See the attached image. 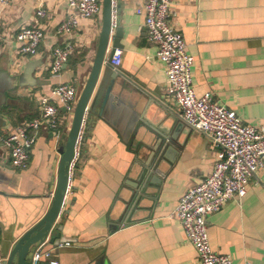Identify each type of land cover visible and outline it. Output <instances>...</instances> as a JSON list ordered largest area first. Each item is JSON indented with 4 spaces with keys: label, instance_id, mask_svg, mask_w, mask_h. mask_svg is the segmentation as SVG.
Instances as JSON below:
<instances>
[{
    "label": "crops",
    "instance_id": "0c3cea01",
    "mask_svg": "<svg viewBox=\"0 0 264 264\" xmlns=\"http://www.w3.org/2000/svg\"><path fill=\"white\" fill-rule=\"evenodd\" d=\"M119 3V68L133 84L122 93L112 92L102 109L107 89L99 94V88L113 31L85 113L74 194L54 225L61 226L71 244L53 249L52 259L58 264H201L196 247L172 215L184 192L213 171L218 150L181 119L179 105L166 92L165 65L157 44L147 37L145 14L138 12L144 0ZM41 4L48 11L44 18L36 16ZM172 10L171 24L196 58V95L211 93L245 124L264 128V0H175ZM72 11L68 0L0 2V134L38 117L40 96L51 95L54 86L74 83L82 92L98 52L103 16L81 20L71 37L75 52L53 74V49L62 43L56 29ZM25 25L41 26L46 33L35 56L19 51L16 35ZM53 102L64 118L59 137L43 125L27 168L13 166L8 150L0 146V261L51 207L60 150L72 124V114L60 100ZM149 157L156 158L158 167L144 178ZM143 181L149 192L138 201L135 193ZM208 225L216 252L236 264H264V166L246 195H235L210 214Z\"/></svg>",
    "mask_w": 264,
    "mask_h": 264
},
{
    "label": "built area",
    "instance_id": "2783aa9c",
    "mask_svg": "<svg viewBox=\"0 0 264 264\" xmlns=\"http://www.w3.org/2000/svg\"><path fill=\"white\" fill-rule=\"evenodd\" d=\"M13 0H0L8 3ZM73 11L57 27L56 34L62 43L55 46L50 63L53 74L60 73L76 50L71 41L72 34L80 26L82 19L103 16V0H68ZM120 0H111V31L119 25ZM175 0H144L139 13L145 14L147 37L158 46L157 56L164 63L167 73L168 95L180 108L181 119L191 128L206 135L218 150L213 171L201 183L189 188L181 196L173 213L182 224L187 238L196 247L201 264H236L231 256L216 252L211 245L208 216L220 210L232 197H243L247 193L251 179L264 166V128L245 124L242 117L224 104L215 100L211 93L197 96L194 89L193 66L196 61L189 53L183 34L171 24L174 16L172 5ZM48 11L43 4L36 10V16L44 18ZM43 27L25 25L16 35L20 53L35 56L45 39ZM123 51L115 49L111 64L120 66ZM74 83H60L52 88L51 95L39 98V116L20 124L11 132L0 134V146L6 148L13 166L20 169L28 167L31 148L35 145L43 125L56 130L59 137L64 123L60 108L53 102L58 98L67 113H74L80 95ZM82 128L75 146V154L68 169V183L65 200L73 196L77 164L82 153ZM70 245V242L60 246ZM53 251L37 247L33 254V264L46 258L51 264ZM3 264V261H0ZM243 264H253L246 260Z\"/></svg>",
    "mask_w": 264,
    "mask_h": 264
},
{
    "label": "water",
    "instance_id": "95a60500",
    "mask_svg": "<svg viewBox=\"0 0 264 264\" xmlns=\"http://www.w3.org/2000/svg\"><path fill=\"white\" fill-rule=\"evenodd\" d=\"M111 12V0H103V26L98 52L94 60L90 76L80 94L77 107L74 112L73 122L68 135V139L60 150L62 157L58 170L57 188L53 196L51 207L48 212L36 224L29 228L17 240L15 246L12 248L8 257L3 260V264H33V254L36 251L37 247H39L40 245L43 244L45 250H53L55 248L61 247V243H71L70 238L63 236L61 232V226L57 225L56 228H54V225L64 205L65 193L68 183L69 165L75 154L76 142L82 128L86 110L88 108L89 102L91 100L92 94L100 76L101 67L104 61L106 49L112 32ZM122 35L123 30L121 27H118L115 30L114 45L109 56V61L107 63L108 69H106L104 73L101 87L99 88V94L104 90L105 87L107 89L103 100L102 109L109 101L112 92L114 93V91L117 89L120 93H122L125 91L126 88H130V86L133 84L132 79L129 75L124 74L119 67L114 68L111 64L115 49L117 47L122 46V44L120 43V38L122 37ZM98 98L99 95L96 98L94 105L98 103ZM183 125L181 124L180 127H182ZM159 144H161V142ZM158 145L154 146V148H156L154 149L155 151H157V149L160 147V145ZM149 158L148 159L151 161L146 164L147 167L143 172L144 178H148L149 173L157 170L158 167L155 164L156 158H154L155 160L153 158L151 159V157ZM144 162L146 163V161ZM152 182L154 181L152 180ZM148 187L149 186H145V182L143 181L138 191L135 193V200H138V197H143L145 193H148ZM138 201L136 203V206L138 205ZM130 207L131 205L129 206V209ZM46 260V258H42L38 262V264H51L48 263L49 261L46 262ZM100 263L101 262H99L98 264Z\"/></svg>",
    "mask_w": 264,
    "mask_h": 264
},
{
    "label": "rangeland",
    "instance_id": "374dc122",
    "mask_svg": "<svg viewBox=\"0 0 264 264\" xmlns=\"http://www.w3.org/2000/svg\"><path fill=\"white\" fill-rule=\"evenodd\" d=\"M80 94H81V93L79 92V93H78V96H79ZM73 117H74V113H72V122H73ZM1 123H3V122H1ZM71 125H72V124H71ZM70 129H71V127H70ZM68 135H69V132H68ZM68 135H67V136H68ZM67 138H68V137H67Z\"/></svg>",
    "mask_w": 264,
    "mask_h": 264
}]
</instances>
